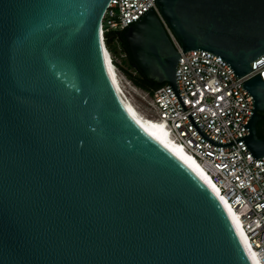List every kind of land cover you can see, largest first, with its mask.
I'll return each mask as SVG.
<instances>
[{"label":"water","instance_id":"95a60500","mask_svg":"<svg viewBox=\"0 0 264 264\" xmlns=\"http://www.w3.org/2000/svg\"><path fill=\"white\" fill-rule=\"evenodd\" d=\"M110 0H0V264H253L200 171L121 103L100 25ZM182 52L218 55L237 77L264 54V0H156ZM140 72L176 86L180 54L149 9L124 32ZM243 139L264 156L256 123Z\"/></svg>","mask_w":264,"mask_h":264},{"label":"built area","instance_id":"2783aa9c","mask_svg":"<svg viewBox=\"0 0 264 264\" xmlns=\"http://www.w3.org/2000/svg\"><path fill=\"white\" fill-rule=\"evenodd\" d=\"M149 9L157 14L173 45L182 52L156 0H110L100 25L103 48H106V32L127 29ZM108 53L112 62L126 58L120 49L115 57ZM250 66L248 73L237 77L228 63L214 53L182 52L175 77L186 109L165 83L152 93L146 92L145 111L141 113L146 120L160 125L174 146L192 156L203 168L219 197L239 220L259 264H264V156L255 158L243 139L224 147L213 145L200 135L187 116L190 114L201 131L217 143L248 135V129L242 125H246L252 114L253 97L244 89L243 82L258 74L264 81V54L252 60ZM115 68L118 73L119 69ZM118 95L127 99L123 90Z\"/></svg>","mask_w":264,"mask_h":264},{"label":"bare ground","instance_id":"6f19581e","mask_svg":"<svg viewBox=\"0 0 264 264\" xmlns=\"http://www.w3.org/2000/svg\"><path fill=\"white\" fill-rule=\"evenodd\" d=\"M102 49L105 53V58H106V63H107L108 72L110 74V78L114 84L116 92L120 93V92H122L123 89H122V86L118 80L119 77H118L117 70L114 67L113 62L111 61L110 55H109L108 51L106 50V48L104 49L102 47ZM120 101L126 107V109L129 111L130 115L134 118V120L146 132L151 134L156 140H158L165 148L170 150L182 162L197 168L200 171V173L203 175V177L206 179V181L209 183V185L211 186L215 195L217 197H219L217 188L213 184V182L211 181V178L207 175V173L203 170V168L198 164V162L192 156H190L189 154H187L186 152L181 150L180 147L174 146V144L167 137L166 133L163 132V128L160 125H158L152 121L146 120V118L144 116H142V113L137 109V107L132 103V101H130L129 99H124L122 96H120ZM219 198L221 199V201L223 202V204L225 205V207L227 208V210L231 214L233 224L236 228V231H237L240 239L242 240V242H243V244L247 250V253H248L252 263L253 264H259V260L256 256L255 252L250 248V246L247 242V238H246V236H245V234H244V232L240 226L239 220L236 218V216L234 215L232 210L228 207V205L225 203V201L221 197H219Z\"/></svg>","mask_w":264,"mask_h":264},{"label":"trees","instance_id":"16d2710c","mask_svg":"<svg viewBox=\"0 0 264 264\" xmlns=\"http://www.w3.org/2000/svg\"><path fill=\"white\" fill-rule=\"evenodd\" d=\"M125 31L126 29L122 31L106 32L104 34L105 46L114 57L117 55L119 49L123 51L126 54V58L123 59L122 62L113 60L115 67H117L134 86L147 93H152L155 88L160 86V84L148 79L136 66H134V61L129 51L128 44L123 35ZM260 114L263 116V120L261 121L263 128L258 129L257 135L258 137L264 138V112H261Z\"/></svg>","mask_w":264,"mask_h":264},{"label":"rangeland","instance_id":"374dc122","mask_svg":"<svg viewBox=\"0 0 264 264\" xmlns=\"http://www.w3.org/2000/svg\"><path fill=\"white\" fill-rule=\"evenodd\" d=\"M119 82L122 89L130 101L137 107L140 112L145 111L146 106V92L142 89L134 86L119 70L118 71Z\"/></svg>","mask_w":264,"mask_h":264},{"label":"flooded vegetation","instance_id":"af4514ba","mask_svg":"<svg viewBox=\"0 0 264 264\" xmlns=\"http://www.w3.org/2000/svg\"><path fill=\"white\" fill-rule=\"evenodd\" d=\"M263 120V117L262 119H260L257 123H256V133L258 131V129H262L263 128V125L261 123V121Z\"/></svg>","mask_w":264,"mask_h":264}]
</instances>
